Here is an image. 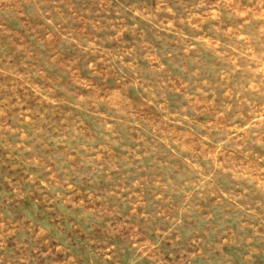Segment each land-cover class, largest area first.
<instances>
[{
  "label": "rangeland",
  "instance_id": "obj_1",
  "mask_svg": "<svg viewBox=\"0 0 264 264\" xmlns=\"http://www.w3.org/2000/svg\"><path fill=\"white\" fill-rule=\"evenodd\" d=\"M0 264H264V0H0Z\"/></svg>",
  "mask_w": 264,
  "mask_h": 264
}]
</instances>
